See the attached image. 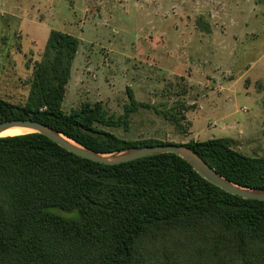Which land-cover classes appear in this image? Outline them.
<instances>
[{
    "label": "trees",
    "instance_id": "1",
    "mask_svg": "<svg viewBox=\"0 0 264 264\" xmlns=\"http://www.w3.org/2000/svg\"><path fill=\"white\" fill-rule=\"evenodd\" d=\"M79 46L52 31L26 101L0 97V123L36 121L100 154L175 144L127 141L103 129H128L140 109L155 108L130 90L119 118L100 102L63 110ZM179 109L156 110L186 134ZM183 145L228 181L264 189V157L237 151L232 139ZM0 264H264V202L223 191L175 154L109 166L41 134L1 137Z\"/></svg>",
    "mask_w": 264,
    "mask_h": 264
},
{
    "label": "rangeland",
    "instance_id": "2",
    "mask_svg": "<svg viewBox=\"0 0 264 264\" xmlns=\"http://www.w3.org/2000/svg\"><path fill=\"white\" fill-rule=\"evenodd\" d=\"M52 31L80 40L66 113L100 102L119 118L130 90L155 108L105 131L134 142L230 138L264 157V0H0L1 98L26 101ZM156 109L183 112L187 133Z\"/></svg>",
    "mask_w": 264,
    "mask_h": 264
},
{
    "label": "water",
    "instance_id": "3",
    "mask_svg": "<svg viewBox=\"0 0 264 264\" xmlns=\"http://www.w3.org/2000/svg\"><path fill=\"white\" fill-rule=\"evenodd\" d=\"M11 129H25L31 131L29 134H41L58 144L60 147L79 157L109 166L129 163L135 160L161 154H175L191 165L194 171L203 179L223 191L245 200L264 202V189H251L228 181L220 176L207 163H205L193 150L183 144L133 147L111 154H100L80 146L73 140L65 137L63 134L50 128L49 126L36 121L12 120L0 123V138L4 132Z\"/></svg>",
    "mask_w": 264,
    "mask_h": 264
},
{
    "label": "bare ground",
    "instance_id": "4",
    "mask_svg": "<svg viewBox=\"0 0 264 264\" xmlns=\"http://www.w3.org/2000/svg\"><path fill=\"white\" fill-rule=\"evenodd\" d=\"M31 131L25 129H11L4 132L1 137H10V136H18V135H25L29 134Z\"/></svg>",
    "mask_w": 264,
    "mask_h": 264
}]
</instances>
